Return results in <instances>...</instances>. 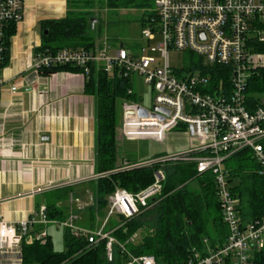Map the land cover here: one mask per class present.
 I'll list each match as a JSON object with an SVG mask.
<instances>
[{
  "label": "built area",
  "instance_id": "built-area-1",
  "mask_svg": "<svg viewBox=\"0 0 264 264\" xmlns=\"http://www.w3.org/2000/svg\"><path fill=\"white\" fill-rule=\"evenodd\" d=\"M24 0H0V62L3 50L1 40L9 20L19 23L24 18ZM141 37L150 46V41L159 37L157 47L140 46L132 51L126 46L114 44L103 35L96 38L89 48L65 47L56 52L40 51L33 58L34 78H38L43 67L72 65L83 68L88 76L92 68L103 70L129 79L134 84L139 77L153 86L154 104L170 110L148 108L149 113L163 117H139L136 101H124V116L121 126L123 136L128 139L152 137L162 141L165 132L180 124H190L201 140V145L185 153L162 155L128 166H146L159 162H195L198 174L212 171L218 189V199L228 232L226 240L211 247L208 239L206 254L196 252L186 264H253L254 253L264 248V218L244 220L241 216L239 198L234 195L228 181L224 162L237 151L250 147L263 167L264 172V98L261 105L250 110L247 99L248 79L251 74L264 68V51L258 45L264 43V0H155L152 14L146 16L141 25ZM159 52L158 56L148 51ZM172 51H189L211 64L231 67L232 90L208 92L211 76L201 68L175 67L171 62ZM3 80L0 77V89ZM16 87H13L15 90ZM219 92V93H218ZM134 111L135 113H130ZM203 153V154H202ZM106 174H97L96 179ZM166 179L164 168L154 174V181L146 188L133 193L118 187L110 196L108 210L101 226L97 228L79 225V211L85 204L73 194L69 197V211L65 220H50L46 206L40 207L35 217L42 223L54 222L59 228H68L77 237H86L97 244L107 239L108 260H113L116 246L125 250L106 226L112 218L131 219L150 206L163 190ZM124 222V221H123ZM120 223V225L123 224ZM32 220L22 219L17 223L0 218V264L23 263V239L45 241L48 232L43 230L29 235ZM139 238L136 232L131 238ZM126 264H158L154 255L133 256Z\"/></svg>",
  "mask_w": 264,
  "mask_h": 264
},
{
  "label": "trees",
  "instance_id": "trees-1",
  "mask_svg": "<svg viewBox=\"0 0 264 264\" xmlns=\"http://www.w3.org/2000/svg\"><path fill=\"white\" fill-rule=\"evenodd\" d=\"M113 8L151 7L154 0H106ZM73 10L65 17L45 20L41 23L43 32L42 44L37 52L50 50L56 52L65 47L89 48L99 32L101 18L93 11L94 0H69ZM93 18L97 21L93 25ZM146 18H140L141 25ZM17 31V23L9 20L4 28L1 40L0 73L10 60L11 39ZM264 51V43L258 45ZM190 69L201 68L211 76L208 92L232 90L231 67L222 64L204 65L202 57L193 61ZM59 71L82 72L83 68L72 65L43 67L41 74L49 75ZM85 83V92L97 100L96 127V172L106 174L94 181L95 204L89 207L92 222L95 218L106 217L109 196L118 188H126L137 193L154 181L155 172L163 168L159 162L146 166H134L137 158L123 159L119 153L118 132L120 128V106L126 100L140 103V96L128 90L133 87L129 79L119 74L110 75L103 70L92 68ZM219 93V92H218ZM264 98V68L254 71L248 79L247 99L250 110L261 105ZM187 130L185 124H180ZM176 129V128H175ZM264 146V140H262ZM203 154V153H202ZM158 153L153 157H158ZM152 157V158H153ZM228 172V181L235 196L239 198V210L244 220L264 218V172L252 148L246 147L224 162ZM166 179L163 190L150 206L125 220L119 218L114 225L113 235L123 243L125 250L116 246L113 260H108L107 239L97 244L89 242L86 237H75L71 230L62 228L64 249L55 248L54 239L48 236L41 240L28 241L23 239L22 264H126L131 255H154L158 264H186L196 252L206 254L208 239L211 247L221 245L227 237L228 228L224 223L218 199L215 174L207 171L198 174L195 162L169 163L164 167ZM72 188L67 186L58 191L59 197L65 199ZM47 217L50 220H65L67 213L64 208L49 202L46 205ZM113 219V218H112ZM111 219V220H112ZM111 220L110 223L111 224ZM124 221V222H123ZM122 225L119 226L120 223ZM93 227V224L92 226ZM143 230V234L135 242L130 238ZM253 264H264V248L254 253Z\"/></svg>",
  "mask_w": 264,
  "mask_h": 264
},
{
  "label": "crops",
  "instance_id": "crops-1",
  "mask_svg": "<svg viewBox=\"0 0 264 264\" xmlns=\"http://www.w3.org/2000/svg\"><path fill=\"white\" fill-rule=\"evenodd\" d=\"M23 10L11 39L9 64L0 73V218L14 223L29 218L28 236L46 230L54 239L62 228L40 222L35 214L53 201L68 214L71 194L85 204L80 226L94 229L103 223L92 222L88 211L96 198L97 100L85 92L83 71L34 78L41 23L65 17L73 10L69 0H24ZM67 186L72 190L61 199L58 191ZM118 219L106 226L108 232Z\"/></svg>",
  "mask_w": 264,
  "mask_h": 264
},
{
  "label": "rangeland",
  "instance_id": "rangeland-1",
  "mask_svg": "<svg viewBox=\"0 0 264 264\" xmlns=\"http://www.w3.org/2000/svg\"><path fill=\"white\" fill-rule=\"evenodd\" d=\"M73 1V0H72ZM155 0L151 7L146 9L130 10V8H113L108 6L106 0H94L93 11L101 18L99 26L101 32L96 38L106 35L111 42L119 44L120 41L125 43L126 48L132 51H139L140 46L146 48L157 47L161 39L150 41V46L141 37V22L138 20L143 14L148 16L154 12ZM140 17V18H141ZM150 54L158 56L159 52L148 51ZM201 57L192 54L189 51H172L171 62L175 67L188 68L194 66L193 61L199 60ZM204 65H213L204 58H202ZM138 95L140 96V104L146 108H151L154 104L155 91L153 86L149 83H145L144 78L139 77L135 84ZM120 128L118 132L119 140V153L123 159L137 158L139 160H147L152 158L158 153L170 156L174 154L185 153L190 150L196 149L201 145V140L197 136H191L187 130H182L181 126L176 129L168 130L165 132V137L162 141H159L152 137L128 139L123 136L121 132V126L124 116V102L120 106ZM169 163L164 164V167ZM163 167V168H164ZM103 218H95V222L98 223ZM55 248L58 250L64 249L63 231H58V234L54 236Z\"/></svg>",
  "mask_w": 264,
  "mask_h": 264
},
{
  "label": "water",
  "instance_id": "water-1",
  "mask_svg": "<svg viewBox=\"0 0 264 264\" xmlns=\"http://www.w3.org/2000/svg\"><path fill=\"white\" fill-rule=\"evenodd\" d=\"M97 21V18H93L92 22H93V25L95 24V22ZM48 33V30H45L44 31V34H47ZM153 110H160V111H164L166 112L167 114H170V110L169 109H166V108H162L160 106H157V105H153L152 106ZM130 113H135L134 111H130ZM137 115L139 117H148L149 115L151 117H159L160 119H163V117L159 116L158 114H156L155 112L154 113H149V109L144 107L143 105H139L137 107ZM190 133L191 135H193L194 133V128H193V125L190 124Z\"/></svg>",
  "mask_w": 264,
  "mask_h": 264
}]
</instances>
